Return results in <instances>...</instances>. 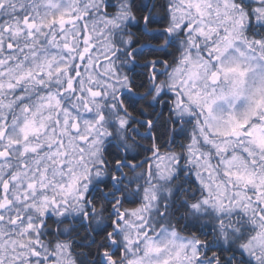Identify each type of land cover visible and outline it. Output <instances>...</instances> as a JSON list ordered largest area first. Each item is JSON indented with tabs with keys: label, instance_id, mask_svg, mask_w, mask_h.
I'll use <instances>...</instances> for the list:
<instances>
[{
	"label": "snow or ice",
	"instance_id": "snow-or-ice-1",
	"mask_svg": "<svg viewBox=\"0 0 264 264\" xmlns=\"http://www.w3.org/2000/svg\"><path fill=\"white\" fill-rule=\"evenodd\" d=\"M0 264H264V0H0Z\"/></svg>",
	"mask_w": 264,
	"mask_h": 264
}]
</instances>
